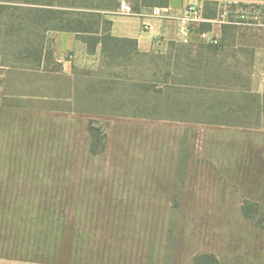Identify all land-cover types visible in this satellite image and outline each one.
I'll return each instance as SVG.
<instances>
[{
  "label": "rangeland",
  "instance_id": "obj_1",
  "mask_svg": "<svg viewBox=\"0 0 264 264\" xmlns=\"http://www.w3.org/2000/svg\"><path fill=\"white\" fill-rule=\"evenodd\" d=\"M221 4L209 1L206 13L217 16ZM225 4L251 11L259 3ZM28 7L0 0V66L26 69L24 78H10L24 80V94L40 95L21 115L0 110V253L34 264H192L210 252L223 264H264V122L241 128L177 119L187 109H166L157 91L171 95L165 80L178 77L166 71L185 68L177 56L184 50L172 42L148 56L124 53L105 64L92 57L91 68L75 71L82 89L70 105L49 92L55 82L63 94L68 78L26 72L36 67L8 53L34 39L29 20L10 23ZM220 25H229V36L219 37L218 54L197 60L196 71L207 75L200 84L264 91V25ZM140 99V110L175 118L120 115L139 110ZM90 126L107 142L98 155L90 152ZM247 200L258 204L255 222L242 211Z\"/></svg>",
  "mask_w": 264,
  "mask_h": 264
},
{
  "label": "crops",
  "instance_id": "obj_2",
  "mask_svg": "<svg viewBox=\"0 0 264 264\" xmlns=\"http://www.w3.org/2000/svg\"><path fill=\"white\" fill-rule=\"evenodd\" d=\"M209 1L219 2L220 4L222 3L221 8H218L217 16L215 17H209L206 15V3ZM229 1L245 0H170L169 5L165 7L171 14V17L169 18L154 16L152 14V7L145 6L139 11L134 10L132 14L119 13L117 12L118 8H116L114 11H108V17L113 22L112 34L114 36L135 38L138 41L139 50L143 53H149L156 52L162 48H168L170 42H180L177 32V21L174 17L181 15L183 8L189 3L198 4L202 15L207 19L213 20L212 22H203L200 29L205 24H209L211 27L207 30L222 39L225 35L224 30H226V27L225 25H220L221 21L219 20V15L222 17L224 16L225 10L228 9V7L226 4L223 5V3H227ZM256 1L259 4L264 5V0ZM7 12L8 11H5V13ZM35 29L38 33L43 35L41 40L42 46H44L45 50L51 51L52 57L51 59L43 57L42 66L40 68L30 69L26 72H34L35 74L43 77H45L44 74L48 73L50 74L49 78H55V80L58 78L57 75L68 78V86L65 85L61 88L63 94H58L56 90L58 88H56V86H52L55 85V82L49 84V92L56 97L60 96V99L63 98L62 100H66L70 102V105H72L74 97L82 89V82L80 80L81 74L76 73L75 71L86 69L88 67L91 68L89 65L92 62V57H99L100 61H103L104 64L106 63V58L102 53L101 45L98 46L95 53H89L86 43L78 39L73 32L58 31L47 28L45 25H37L35 26ZM200 41H202V39L194 34L191 43ZM50 64H59L61 68L59 71L49 68L45 69V66H49ZM5 67L7 66H0V68ZM8 68H5L6 71H0V110L2 112L21 115L26 111L24 108L25 104L28 103V101H32V99L40 98V95L30 96L24 94L22 88L24 80L19 79L18 76L10 78L12 73L18 75L20 72V75L24 78V74L22 73H24L26 69L19 67H11V69ZM109 76L110 75L103 76V79L113 80V78ZM18 86L20 87V90ZM87 90L85 88V92H87ZM53 101V99H50V101L48 100L47 102L49 104L57 103ZM176 101L178 111H181L180 109L183 107L187 109L186 115H183L181 118L178 116L177 119L190 124L192 123L193 125L206 123L242 128L258 127L264 122V91L261 88H257L256 90L253 87L244 89L223 88L220 86L210 85L189 86L182 88V91L176 97ZM68 109L72 110V107H69ZM52 110L56 112L58 109L53 108ZM33 111H35V109H33ZM73 111H75V109H73ZM133 111L134 109H130L129 107L127 110L121 111L120 115L133 118H140L138 116H142L136 115ZM36 112H40L39 106L36 109ZM142 117L148 119L155 118L147 116ZM159 118L174 119L175 117H169L162 114ZM19 120L20 119H18V121ZM15 127L17 128L18 126ZM236 160L240 167L245 168L244 162H247L245 156L243 157L242 154L238 155ZM243 174L245 176L248 172L245 171ZM18 256L19 255L0 253V264L35 263H26L23 258H19Z\"/></svg>",
  "mask_w": 264,
  "mask_h": 264
},
{
  "label": "trees",
  "instance_id": "obj_3",
  "mask_svg": "<svg viewBox=\"0 0 264 264\" xmlns=\"http://www.w3.org/2000/svg\"><path fill=\"white\" fill-rule=\"evenodd\" d=\"M20 2L24 5H28L29 7L22 8V11L25 12V16L21 18L18 16L17 20L10 22L12 26L16 22L22 23L24 20H29L30 23L33 24V27L37 25H45L47 28L58 31L73 32L78 39L86 43L89 53H95L98 46L101 45L102 53L106 60H109L114 55H123L124 53H133L141 56H148L152 53L141 52L138 48V41L135 38L117 37L112 34L113 22L108 17V11H114L118 8L121 0H48L46 2H41L39 0H20ZM132 2L133 9L135 11H139L144 6L166 7L169 5L170 0H133ZM252 6L257 8V10L261 11V14L264 15L263 4H252ZM242 7L248 8L249 6L243 4ZM17 11L18 9L11 10L9 12L12 18L17 16ZM206 15L209 17L216 16L214 14L210 15L207 13ZM210 27L211 26L209 24H205L201 29L207 30ZM225 27L226 30H224L225 35L222 37V42L229 36L227 33V27H229V25H225ZM8 35L10 34H7V36ZM34 35L33 40H27L26 46H23V48L19 50H9L8 53H13L15 56L13 60L29 61L34 67L40 68L42 66L43 57L51 59L52 54L51 51L45 50L44 46H42L41 40L43 35L37 31ZM6 43L8 46L14 44L11 42ZM172 43H174L175 46H179L178 44H180V47L184 50L183 54H178L177 56L183 59V65L185 68H183L182 71H177L178 74L177 72H173V70L168 69L166 71L167 77H172L173 75L174 78L178 77V79L165 80L167 89H173L171 95H169L168 92H164L163 94L162 90H157L161 93V98H163L161 99V103L164 102L166 109L175 108L177 106L176 97L182 91L183 87L201 85L200 82L202 81V77L207 75H202L201 72L199 73L196 71L200 65L197 60H206L210 57L212 58L214 55L218 54L219 47H221V44H214L205 40L200 41L198 45L192 43L191 47L188 49H186L185 45L189 44H183L181 42ZM14 66L20 65L18 62H14ZM60 68L61 66L59 65V67L54 70L59 71ZM138 104L139 110L137 108H133V113L147 117H157L152 112L150 113L145 110H140L144 104L143 99L142 101L140 99ZM89 132L91 136L90 152L93 155H98L106 149L107 142L104 139L105 136L102 137L100 135V128L96 126H90ZM245 203L246 204L242 205L244 215L255 222L254 214L258 211V204H252V202H249L248 200ZM192 264H223V262L216 254L201 252L197 253L193 257Z\"/></svg>",
  "mask_w": 264,
  "mask_h": 264
},
{
  "label": "built area",
  "instance_id": "obj_4",
  "mask_svg": "<svg viewBox=\"0 0 264 264\" xmlns=\"http://www.w3.org/2000/svg\"><path fill=\"white\" fill-rule=\"evenodd\" d=\"M249 10V8L238 7L236 10H225L223 19L220 20L222 23L240 24V23H251L255 25H264V15L261 11ZM117 12L123 14H132L134 9L132 5L126 1L121 0ZM152 14L161 18H169L171 14L165 7L154 6L152 7ZM229 14V16H228ZM232 14V16H230ZM235 17V18H234ZM237 18V19H236ZM261 18V21H260ZM177 21V32L179 35L180 42L183 44H190L194 34L199 36L202 40L218 44L219 37L208 30L200 29L203 22H212V19H207L202 15L201 9L196 3H189L183 8L181 15L174 17Z\"/></svg>",
  "mask_w": 264,
  "mask_h": 264
}]
</instances>
